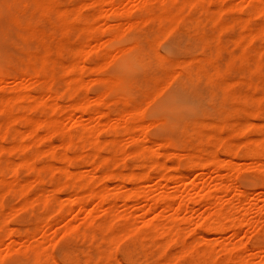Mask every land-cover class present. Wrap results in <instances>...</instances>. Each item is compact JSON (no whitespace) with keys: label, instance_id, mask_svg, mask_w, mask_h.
<instances>
[{"label":"rangeland","instance_id":"1","mask_svg":"<svg viewBox=\"0 0 264 264\" xmlns=\"http://www.w3.org/2000/svg\"><path fill=\"white\" fill-rule=\"evenodd\" d=\"M35 1L0 0V102L9 100L20 90L23 93L30 88L33 92L42 89L41 106L25 98V102L19 100L9 104L12 105L9 110L13 114L25 112L31 119L52 116L59 120V127L53 133L42 127L31 137L26 135L29 126L21 120L7 124L10 111L0 113V127H3L0 132L4 133L6 125L14 129L13 135L6 138L0 133L3 138L0 139V264H264V151L260 163L244 154L249 141L255 144L264 137V31L255 32L251 39L248 36L264 22V14L252 9L259 1L145 0V4L141 0H120L119 7L123 8L120 14H112L109 5H99L98 0H56L58 7L52 8L55 11H42ZM81 5L80 11L84 14L80 16L88 21L90 30L84 33L81 25L72 22L64 28L59 10L68 6L65 9L70 11L69 20H73L74 8ZM98 9H103L104 16H95ZM126 10L133 11L131 18L124 14ZM169 12L178 19L176 24ZM116 31L122 37L120 42L112 45L105 41L106 34ZM239 37L242 42L237 41ZM132 44L135 47L131 50L114 51L115 46L126 48ZM106 52H111L108 57ZM115 52L117 55L113 57ZM77 54H81V58H77ZM42 57L47 59L48 70L52 67L56 71L52 84L59 97L60 110L53 109L47 98L50 80L42 75L38 78L34 73L33 66L39 65ZM72 62H77L82 80L69 79L75 92L67 95L66 66ZM97 63L103 65L98 67ZM117 76L121 82L115 86L111 78ZM100 93L104 94L102 111L109 113L105 117L98 118L99 113L94 112L79 116L67 108L74 100L93 101ZM128 109L143 110L133 119L144 123L146 128L144 135L136 134L139 139L136 143L132 142L128 131L133 120L131 123L123 118ZM244 124L249 125L246 128ZM91 126L97 127L101 134L98 155L94 152L95 143L80 136ZM72 130V138L76 137L72 148H77L76 152L72 149L75 154L72 150L70 153L76 160L70 167L72 174L66 176L59 169L60 163L53 161L51 152L58 157L63 154V143ZM145 135L157 145L152 146L147 138L143 140ZM39 137L44 140L41 138V142ZM220 140L224 142L223 147L219 146ZM235 142H243V147L239 148L241 152L238 150L230 157L235 161L230 168L204 174L192 170L180 181H165L161 176L164 172L161 166L171 167L164 172L171 178L175 173L173 167H184L195 152L207 156L217 149L215 153L223 160L227 155H224V144ZM149 143L155 149L152 156H149L151 150L147 152ZM21 144L26 145V151L18 149ZM135 150H139L136 157ZM33 153H36L34 166L25 161ZM103 156H108L106 162L102 161ZM52 162L55 168L48 166ZM104 171L114 173L117 178L112 177L103 185L99 179ZM91 172L99 179L91 178ZM141 172L151 173L150 178L119 183L120 176L129 173L138 176ZM228 174H233L230 176L231 189L221 195L216 189L217 181L226 180ZM10 182L16 185L13 189L6 186ZM23 182L32 186L28 194L30 200L20 192L19 185ZM88 182H93L88 185L89 191L104 188L110 198L98 204L95 197L85 205L75 204L67 209L65 204H71L75 195H85ZM129 187L141 191V197H126L131 190ZM236 188L247 190L246 196L239 198ZM177 189L190 199L186 210L177 209L178 198L171 208L165 209L162 202L148 208L151 199L164 193L173 194ZM208 194L211 201L221 197L223 206L237 208L235 216L241 220V228H231L229 220L224 222L222 218L225 230L200 234L197 224L211 220L210 214L215 210L214 204L200 198ZM250 205L246 215L249 221L245 222L243 207ZM171 217H176L182 230L176 236L163 235V223ZM153 221L159 226L155 234H151L148 227ZM200 236L205 237L204 240Z\"/></svg>","mask_w":264,"mask_h":264},{"label":"bare ground","instance_id":"2","mask_svg":"<svg viewBox=\"0 0 264 264\" xmlns=\"http://www.w3.org/2000/svg\"><path fill=\"white\" fill-rule=\"evenodd\" d=\"M35 1V0H34ZM92 0H90V2H91ZM95 1V0H94ZM141 1H143V3H145V0H141ZM239 1V0H238ZM240 1H243V0H240ZM259 2H258V4L255 6V8H254V6H252L253 8V10L255 11V12H257V14H264V6H262V0H258ZM36 2V5H37V8H39L40 10H46V9H51L50 11H52V10H54V9H52V8H55V9H57V7H58V2L56 1V0H36L35 1ZM89 2V3H90ZM93 2V1H92ZM97 2H99V5H101L102 4V6H107V5H109V7L111 8V13L112 14H117V13H119L120 14V12L123 10V8H120L121 6H120V0H98ZM226 2V1H225ZM142 3V4H143ZM238 3V2H237ZM60 4V3H59ZM146 4V3H145ZM144 4V5H145ZM253 4V3H252ZM256 4V3H255ZM260 4V5H259ZM90 5H93V4H91L90 3ZM225 5H226V3H225ZM228 5V4H227ZM239 5V4H238ZM101 6V7H102ZM120 6V7H119ZM142 6V5H141ZM223 6H224V4H223ZM251 6H249V7H251ZM67 7V9H68V6H65L63 9L64 10H62L61 8V10L62 11H60L59 10V13H60V16L62 17V21H63V24L65 25H63V27L65 28L66 26V29L68 28V26L71 24V22L74 24H78V25H81V27H80V29H81V31L82 32H84V33H86L87 31H89L90 30V26H89V24H88V21L85 19V18H82L83 17V14L81 13V8H83L82 7V5L81 6H78V7H76V8H74V10H75V17H73V20H72V18L69 20V10H67V9H65ZM90 7V6H89ZM93 7H94V5H93ZM96 7V6H95ZM135 7V6H134ZM225 7V6H224ZM248 7V8H249ZM91 8V7H90ZM99 8H100V6H99ZM103 8V7H102ZM229 8V7H228ZM59 9V8H58ZM120 9H121V11H120ZM221 9H223V8H221ZM94 10V9H93ZM99 11L97 12V13H95V16H98V17H102V16H104L103 15V13H102V11H103V9H98ZM102 10V11H101ZM128 10V9H127ZM124 11V12H126V13H124V14H126V15H128V18L131 16V14H132V12L133 11ZM47 11V10H46ZM55 11V10H54ZM73 11V10H72ZM137 11V10H136ZM95 12V11H94ZM170 14H171V12H169ZM82 14V17L80 16ZM178 14V13H177ZM125 15V16H126ZM150 15V14H149ZM148 15V16H149ZM113 16V15H112ZM85 17V16H84ZM111 17V16H110ZM168 17V16H167ZM260 17V16H259ZM131 18V17H130ZM132 18H133V16H132ZM144 19H145V17H144ZM143 19V20H144ZM170 19L171 20H173L174 21V23L176 24L177 22H178V19H176V17H175V15H172L171 14V16H170ZM182 19V18H181ZM146 20V19H145ZM148 20V19H147ZM182 21V20H181ZM107 22V21H106ZM126 22V21H125ZM131 21H130V19L128 20V25H129V27H131V23H130ZM133 22H134V20H133ZM143 22V21H142ZM150 22V21H149ZM108 23V22H107ZM151 23V22H150ZM147 24V23H146ZM114 25H116V24H114ZM113 25V26H114ZM121 25V24H120ZM126 25V24H125ZM151 25V24H150ZM105 26V25H104ZM118 26H119V24H118ZM112 27V26H111ZM108 28H110V25H108ZM171 28V27H170ZM71 29V28H70ZM169 29V28H168ZM118 31V30H117ZM114 32V33H112V34H106V36H107V40H105V41H107V42H109V43H111L112 45L114 44V43H117V42H120L119 40H121L122 39V37L120 36V34L118 33V32ZM169 31V30H168ZM250 31V30H249ZM261 31H264V22H262V24L260 25V27H259V29H257V31H250L249 32V34H248V36L250 37V39H251V37L252 36H254V34H255V32H261ZM256 35H257V33H256ZM247 36V37H248ZM245 37V36H244ZM246 37V38H247ZM240 38V37H239ZM89 39H91V38H89ZM93 39H96V38H93ZM249 39V38H248ZM143 40V39H142ZM141 40V41H142ZM239 40V41H238ZM157 41V40H156ZM237 41L238 42H242L243 41V39L242 38H240V39H237ZM100 42H101V39H100ZM104 42H102V44H103ZM133 43H135V42H133ZM140 43V42H139ZM157 43V42H156ZM101 44V45H102ZM100 45V46H101ZM129 46V45H128ZM122 47V46H115V48H114V51H115V49H116V51L118 52H125V51H127V50H131L130 48H133V47H135V44H132V45H130L129 47ZM242 47V46H241ZM48 51H50V50H47V52ZM106 51V50H105ZM107 51H109V50H107ZM110 51H112V50H110ZM114 51H112V52H114ZM117 52H115V55L113 54L112 56L113 57H115L117 54ZM50 53V52H49ZM107 53V52H106ZM108 53H111V52H108ZM106 54V56L108 57L109 56V54ZM102 54H103V51H102ZM119 54V53H118ZM51 55V54H50ZM105 54H103V56H104ZM111 55V54H110ZM43 56H45V55H43ZM111 56V58L109 57L108 58V63L110 62L109 60H111L113 57ZM77 58H81V54H77ZM35 62V61H34ZM255 62V61H254ZM99 63H97V65H98ZM46 65H47V59H46V57H42L41 58V62L39 63V65H32L33 66V68H34V73L36 74V76L39 78V76H41V77H44V78H47V79H49L50 80V84L48 85V88L46 89V94H47V98L50 100V102H52V106H53V109H55V110H60L62 107H61V105L59 104V102H58V100H59V97H58V94H57V92H56V90L53 88V84H52V79H53V76H54V73L56 72H54L53 71V68L52 67H50V69L48 70V68L46 67ZM100 65H103V64H100ZM100 65H98V67H100ZM176 65V64H175ZM53 66V65H52ZM30 67V66H29ZM56 67H57V65H56ZM77 67H78V65H77V62H72V63H70L68 66H66V81H68L69 79L70 80H73V81H75V80H82V77H81V72H78V70H77ZM96 67V66H95ZM97 67V68H98ZM58 68V67H57ZM22 69V68H21ZM55 69V68H54ZM24 70L25 69H23L22 71L24 72ZM47 70V71H46ZM21 71V70H20ZM32 72V71H31ZM190 73V72H189ZM25 74H27V72L25 71ZM30 74H32V73H30ZM28 75V74H27ZM26 75V76H27ZM33 75V74H32ZM55 75H57V74H55ZM191 75V74H190ZM29 76V75H28ZM60 76V75H59ZM193 76H194V74H193ZM24 77V76H23ZM30 77H32V76H30ZM57 77V76H56ZM33 78V77H32ZM104 79H106V78H108V79H110L108 76L106 77V76H104L103 77ZM119 78H120V75H119ZM118 78V76L117 77H114V78H111V82L113 83V85H118L121 81H120V79ZM62 79V78H61ZM64 79V78H63ZM177 79H179V78H177ZM37 81V80H36ZM44 81V80H43ZM100 84H102V83H100ZM166 85V84H165ZM112 86V85H111ZM67 88H68V92H67V95H68V93L69 94H73L72 92H75V91H73V88H74V86H73V84L72 83H69V81H68V83H67ZM164 88V87H163ZM162 88V89H163ZM16 89V88H15ZM37 90V89H36ZM35 90V91H36ZM59 90V89H58ZM74 90H75V88H74ZM161 90V89H160ZM159 90V91H160ZM34 91V89L32 90L31 88L30 89H27L25 92H23V93H20L21 92V90H20V92H18V94H16L15 96H12V97H10L9 98V100H7V101H3V102H0V113H2V115L5 113V112H7V111H10V114H9V119H8V122H7V124L9 123V124H12V123H14V122H16V121H18V120H21L22 122H24V124H26L27 126H29V129H28V131H27V134L26 135H31V137H32V134H34V133H36L40 128L42 129V127H47L48 129H49V132H54L56 129H58V127H59V120H57L56 118H54V117H52L51 116V118L50 117H45V118H47V119H41L40 117V119H31V118H29L28 116H26L25 115V112L24 113H20L21 111V109L23 108V107H25V106H23V107H21V109H18V111H20L18 114L17 113H15L14 112V114L12 113V111L11 110H9L10 108L9 107H11L9 104H11V103H15V101H21V100H27V99H25V98H31V99H33V101H34V103H33V105L35 104L36 106H38L39 107V105L41 106V103L43 102V100H42V98H41V95L44 93L43 92V90L42 89H39L37 92H33ZM71 92V93H70ZM107 92V91H106ZM154 92V91H153ZM35 93H39V95H34ZM104 93V92H103ZM103 93H100V94H98L97 96H95V99L93 100V101H88V100H86L85 98L84 99H78V100H74V101H72L70 104H69V106L67 107V108H69L70 110H71V112L72 113H74V112H77V113H79V116H80V114L81 115H83V114H87V113H99V116H98V118H101V117H105L107 114H109V113H105V111H102V107H103V100H104V94ZM106 95V94H105ZM71 96V95H70ZM69 96V97H70ZM93 99V98H92ZM248 99H250V98H248ZM247 99V100H248ZM30 100V99H29ZM69 100V99H68ZM71 100V99H70ZM125 100V99H124ZM245 101V100H244ZM22 102V101H21ZM25 102V101H24ZM125 102V101H124ZM18 103V102H17ZM32 103V102H31ZM30 103V104H31ZM103 103V104H102ZM245 103H248V102H245ZM19 104V103H18ZM21 104H23V103H21ZM25 104V103H24ZM107 104V103H106ZM145 105V104H144ZM242 105V104H241ZM14 106V105H13ZM17 106H19V105H17ZM135 107H138V106H136L135 105ZM20 108V107H19ZM26 108V107H25ZM24 108V109H25ZM12 109V108H11ZM27 109V108H26ZM141 109H142V107H141ZM140 109V111H139V109H138V111L137 112H141L142 113V111L143 110H141ZM13 110V109H12ZM245 110V109H244ZM23 111V110H22ZM43 111V110H42ZM108 112V111H107ZM110 112V111H109ZM126 113L123 115V118L125 119V121H130L131 119L133 120L134 119V116L136 117L137 115H141V114H139V113H137L136 112V109L135 110H131V109H128L127 111H125ZM121 113H122V111H121ZM28 114V113H27ZM261 114V113H260ZM6 115V114H5ZM111 115V114H110ZM257 115V114H256ZM6 116H8V115H6ZM43 116V115H42ZM48 116V115H47ZM78 116V117H79ZM95 116V115H94ZM94 116H93V118H94ZM255 116V115H254ZM7 118V117H6ZM84 118H86V117H84ZM114 118H115V115H114ZM257 118V117H256ZM260 118V117H259ZM80 119V118H79ZM83 119V118H82ZM105 119V118H104ZM117 119V118H116ZM115 119V120H116ZM119 119V118H118ZM95 120V119H94ZM138 120V119H137ZM137 120H133V125H131V126H128L129 127V129L130 130H128L129 131V137H130V139L132 140V142H137V141H139V139L136 137V134L137 133H140V134H142V135H144L145 133L143 132V129L145 128L144 126V123H142V122H138ZM78 121H80V120H78ZM84 121V120H83ZM5 122V121H4ZM105 122V121H104ZM104 122H102V123H104ZM109 122V121H108ZM131 122V121H130ZM248 122V121H247ZM261 122V121H260ZM17 123V122H16ZM15 123V124H16ZM83 123V122H82ZM110 123V122H109ZM112 123V122H111ZM116 123V122H115ZM132 123V122H131ZM249 123V122H248ZM1 124V123H0ZM3 124V123H2ZM74 124H75V121H74ZM93 124V123H92ZM105 124V123H104ZM128 124V123H127ZM126 125V124H125ZM249 124H247V126H248ZM5 126V125H4ZM112 126H117L116 124H113ZM247 126L244 124V126L243 127H246L247 128ZM2 127V126H1ZM0 127V128H1ZM260 127V126H259ZM3 128V127H2ZM85 129V128H84ZM146 129V128H145ZM144 129V130H145ZM243 129H245V128H243ZM261 129V128H260ZM3 130V129H2ZM190 130V129H189ZM237 130V129H236ZM259 130V129H258ZM1 131V130H0ZM12 131H14V129L13 130H11V127L10 126H8V125H6V127H5V129L3 130V134L1 133V135L3 136V138H6V136H8V135H10V134H12L13 135V133H12ZM44 131H46V129L44 130ZM48 131V130H47ZM57 132H58V130H57ZM73 130L71 131V132H69V134H68V136H67V139H65V142L63 143V148L62 149H64V152H63V154L62 155H59V157L54 153V152H51V154L53 155V161L54 162H58V163H60V170L67 176V175H70V174H72L71 173V170H70V167L72 166V162H73V160H76V158H74L75 156H73L70 152H71V150L72 149H76L75 147L74 148H72L73 147V139H75L74 138V136H73V138H72V135H73ZM45 133V132H44ZM72 133V134H71ZM81 133V132H80ZM259 133H260V131H259ZM100 133H99V130H98V128L97 127H95V126H91L90 128H88V129H86V130H84V132H83V134H80V136H81V138L82 139H86V138H89L88 140H90V141H92V142H94L95 143V145L97 146L96 148H95V155H98V153H100V150H101V148H99V146H98V144L100 143V141H101V137H100ZM111 135V134H110ZM142 135H141V137H142ZM15 136V135H14ZM46 136V135H45ZM48 136H50V133L48 134ZM140 136V135H139ZM146 136V135H145ZM145 136H143V140H147L148 138H147V136L145 137ZM36 138L37 136H33V138ZM47 137V136H46ZM261 137H262V135H261ZM3 138H0V139H3ZM12 138V137H11ZM27 138H29V136L27 137ZM40 139L42 138V137H39ZM39 138H37L38 139V142L40 141L39 140ZM80 138V139H81ZM145 138H147V139H145ZM207 138V137H206ZM13 139V138H12ZM32 139V138H31ZM37 139H34V140H36L37 141ZM43 139V138H42ZM42 139H41V142H42ZM48 139V138H47ZM78 139H79V137H78ZM103 139V138H102ZM141 139V140H142ZM204 139V138H203ZM222 139V138H221ZM44 140V139H43ZM63 140V139H62ZM105 140V139H104ZM149 140H151V139H148L147 141L149 142ZM89 141V142H90ZM211 141V140H210ZM105 142H106V140H105ZM144 142V141H143ZM156 142V141H155ZM153 140H151L150 141V143H151V145L152 146H155V145H157L156 143H155ZM200 142V141H199ZM245 142V141H244ZM247 142V141H246ZM32 143V142H31ZM37 143V142H36ZM108 143V142H107ZM110 143V142H109ZM131 143V142H130ZM150 143H149V145H147V149H148V151L147 152H149V150H151L149 153L151 154V155H149V156H152V155H154L155 153H153V150H155V149H152V146L150 145ZM157 143H159V142H157ZM218 143L220 144L219 146H221V144H222V147H223V140H220V141H218ZM250 141H249V148H248V150H246L245 151V153L244 154H246L245 156H247V157H249L251 160H253V161H259V163H260V158H261V156L263 155V153H262V150L264 151V137H263V139H259V141L257 142H255V144H252L251 143V145H250ZM40 144V143H39ZM114 144V143H113ZM227 143H225L224 144V147H225V150H223V151H225V153H224V155L225 154H227L226 155V157H225V159H219V157H218V155L215 153L216 151H217V149H216V151L214 152V151H210L208 154H207V156H203V153L202 154H198V152H195V154H192L190 157H188V159H187V161L184 163V167H182L181 169H179L177 166H175V167H173V170H175V173H173V176H171V178H168V176L166 177L165 175V170H167V169H171V167H167V166H164L163 165V167L161 166H159L160 168H163L164 170V172H163V175H161L162 177H164V180L165 181H169V179H174V180H176V181H180V179L181 180H183V179H185L184 177H187L188 175H189V172L191 173V171L192 170H197L198 171V173H200V174H204V173H208V172H210V171H215V172H220V170H221V168H230V166L233 164V162H235V161H233L232 162V160H231V156L232 155H236L237 154V152H238V150H239V148H241V147H243V142H242V144L239 142H235L233 145H226ZM32 144H30V146H31ZM159 145V144H158ZM247 145H248V143L246 144V147H247ZM21 147L19 148L18 147V149H21V150H25L27 147H26V145L24 146L23 144H21L20 145ZM27 146H28V144H27ZM30 146H29V148H30ZM33 146V145H32ZM84 146V145H83ZM160 146V145H159ZM163 146V145H162ZM161 146V147H162ZM218 146V147H219ZM109 147H111L110 145H109ZM112 147H113V145H112ZM212 147V146H211ZM221 147V148H222ZM29 148H28V150H29ZM32 148V147H31ZM30 148V149H31ZM155 148V147H154ZM159 148V147H158ZM207 148V147H206ZM205 148V149H206ZM245 148V147H244ZM82 149V148H81ZM117 149V148H116ZM161 149V148H160ZM199 149V148H198ZM201 149H203V148H201ZM220 149V148H219ZM219 149H218V151H219ZM223 149V148H222ZM242 149V148H241ZM27 150V151H28ZM111 150H113V149H111ZM26 151V150H25ZM41 151V150H40ZM73 151V150H72ZM130 151V150H129ZM139 150H135L134 152H135V157H136V152H138ZM203 151V150H202ZM201 151V152H202ZM223 151H220V152H222L223 153ZM240 151V150H239ZM243 151V150H242ZM48 152V151H47ZM75 152H76V150H75ZM75 152L73 151L72 153H74L75 154ZM109 152V151H108ZM113 152V151H112ZM115 152V151H114ZM204 152V151H203ZM219 152V153H220ZM241 152V151H240ZM130 153H131V151H130ZM148 153V154H149ZM153 153V154H152ZM199 153H200V151H199ZM243 153V152H242ZM34 154V153H33ZM36 154V153H35ZM35 154L34 155H30L28 158H26L25 159V161H26V163L27 164H31V165H35V162H36V158H35ZM113 154V153H112ZM128 154V153H127ZM132 154V153H131ZM26 155V154H25ZM51 155V156H52ZM141 155V154H140ZM178 155V154H177ZM242 155V154H241ZM37 156H38V154H37ZM148 156V155H147ZM183 156V155H182ZM223 156V155H222ZM40 157V156H39ZM130 157V156H129ZM141 157H143V156H141ZM155 157V156H154ZM242 157V156H241ZM244 157V156H243ZM78 158V157H77ZM149 158V157H148ZM79 159V158H78ZM80 159H81V156H80ZM103 160L102 161H104V162H106V160L108 159V156H103V158H102ZM144 159V158H143ZM147 159V158H146ZM186 159V158H185ZM83 160V159H82ZM148 160V159H147ZM237 160H238V158H237ZM81 161V160H80ZM143 161H145V159L143 160ZM153 161H155V160H153ZM50 162V161H49ZM75 162V161H74ZM83 162H84V160H83ZM101 162V161H100ZM82 163V162H81ZM85 163V162H84ZM142 163H145V162H142ZM154 163V162H153ZM251 163H253V162H251ZM256 163V162H255ZM83 164V163H82ZM78 165V164H77ZM95 165V170H97V165L96 164H94ZM150 165H153V164H151L150 163ZM154 165H156V166H158V164H157V162H155L154 163ZM235 165V164H234ZM262 165V164H261ZM48 166L49 167H53V168H55L56 167V165L55 164H53V162L50 164H48ZM118 166V165H117ZM101 167V166H100ZM234 167V166H233ZM46 168V167H45ZM99 168V167H98ZM235 168V167H234ZM256 168V167H255ZM79 169V168H78ZM250 169V168H249ZM99 170V169H98ZM101 170V169H100ZM225 170V169H224ZM231 170H233V168L231 167ZM230 170V171H231ZM51 171V170H50ZM73 171V170H72ZM78 171V170H77ZM79 171H81V170H79ZM84 171V170H83ZM82 171V172H83ZM92 171H94V168L92 169ZM170 171V170H169ZM168 171V172H169ZM236 171H237V169H236ZM85 172V171H84ZM95 172V171H94ZM98 172V171H97ZM105 172V171H104ZM194 172V171H193ZM196 172V171H195ZM92 173L93 172H91V175H92ZM96 173V172H95ZM99 173H101L100 171H99ZM103 173V172H102ZM142 173V172H141ZM211 173V172H210ZM105 174V175H104ZM115 174H116V172H115ZM120 174V173H119ZM151 174V173H150ZM150 174L148 173V172H145V173H142V174H140V175H138V176H135L134 174H130L129 173V175H126V176H124V175H122V176H120L119 177V180H120V184H122L123 185V183L124 182H126V181H136V180H147V178H150ZM171 174H172V172H171ZM222 174V173H221ZM225 174V173H224ZM223 174V175H224ZM90 175V177L92 178H95V177H98V175L97 174H95L96 176H94V173H93V176H91ZM226 175H227V173H226ZM233 175V174H232ZM232 175L230 174H228V176L227 177H225V179L226 180H223L222 178V180L219 182V181H217L219 184H217V187H216V189L219 191V193L222 195H224V194H226L227 192H229L228 190H230L231 189V184H230V176L232 177ZM39 176V175H38ZM43 176V175H42ZM85 176V175H84ZM116 176V175H115ZM114 176V173H110L109 172V174H106V172L105 173H103V176L102 177H100V179H99V177L98 178H96L97 180L99 179L100 181H102L103 182V185H105V184H108V183H106L109 179H111L112 177H115ZM217 176H218V174H217ZM221 176V175H220ZM40 177V176H39ZM81 177V176H80ZM222 177V176H221ZM223 177V178H224ZM78 178V177H77ZM115 178H117V177H115ZM183 178V179H182ZM264 178V177H263ZM44 179V178H43ZM80 179V178H79ZM79 179H78V181H79ZM82 179V178H81ZM40 180V179H39ZM41 180H42V178H41ZM45 180V179H44ZM93 179H91V180H89V182H91ZM113 180V179H112ZM140 180V181H141ZM162 180H163V178H162ZM217 180V179H216ZM235 180V179H234ZM264 180V179H263ZM33 181H34V179H33ZM43 181V180H42ZM110 181V180H109ZM15 182V181H14ZM37 181L35 180V183H36ZM44 182V181H43ZM82 182V181H81ZM88 182V183H89ZM117 182V181H116ZM145 182V181H144ZM216 182V183H217ZM18 183H20V182H18ZM24 183V182H23ZM21 183L20 185H19V188L22 190V191H20V192H22L23 194L22 195H25V197L26 198H28L29 200L31 199V198H29L28 197V194H29V190H31V184H29V182H26V183ZM55 183V182H54ZM59 183V182H58ZM99 183V182H98ZM101 183V182H100ZM130 183V182H129ZM128 183V184H129ZM136 183V182H135ZM16 184V183H15ZM93 184V182L90 184H87V186L88 185H92ZM102 184V183H101ZM139 184V183H138ZM37 185H39V184H37ZM66 185V184H65ZM64 185V186H65ZM79 185H81V184H79ZM119 185V184H118ZM140 185V184H139ZM6 186H8V187H11L12 189H13V187L14 186H16V185H13V183H9V184H7ZM18 186V185H17ZM35 187H36V185H34ZM137 186V185H136ZM141 186V185H140ZM262 186H263V190H264V181L262 182ZM58 187V186H57ZM60 187V186H59ZM82 187V186H81ZM93 187V186H92ZM133 187V186H132ZM179 187V186H178ZM38 188V187H37ZM36 188V189H37ZM56 188V186L54 185V189ZM63 188V187H62ZM65 188V187H64ZM67 188V187H66ZM83 188V187H82ZM82 188H81V190H82ZM130 188V187H129ZM134 188H135V186H134ZM131 189V190H129L128 191V193H126V197H128V198H130V199H137L139 196L141 197V191H139V190H137V189ZM138 188H140V187H138ZM19 189V190H20ZM32 189H34V188H32ZM80 189V188H79ZM89 189V186H88V188H87V190H86V192L84 193L85 195H83V196H81V194L80 195H75V197H73L72 198V201H70L71 202V204L69 203V204H65V206L67 207V209L71 206V207H74L73 205H75V204H77V205H75V206H82V205H85L86 203H88V201L91 199V201H92V198H95L96 197V199L98 200L97 201V203L98 204H101V203H103V202H106L109 198H110V194L108 193V192H106L105 190H104V188H100V189H95V190H88ZM233 189V188H232ZM43 190H45V189H43ZM49 190V189H48ZM52 190V189H51ZM57 189H55L54 191H56ZM64 190V189H63ZM65 190H67V189H65ZM84 190V189H83ZM181 189H177V191L175 192V193H173V194H169V193H164V194H162L161 196H158V197H156L154 200H150L151 201V203H149L148 204V208L149 209H152L155 205H157L159 202H162V204L164 205V208L165 209H167V208H171V207H173L174 206V201H175V199H179L178 200V202H177V209L178 210H182V211H184V210H186L187 208H188V206L190 205L189 203V200H188V198L189 197H184V195L182 196V190L180 191ZM35 191H38V190H35ZM87 191H89L88 193H87ZM118 191V190H117ZM185 191V190H184ZM10 192H12V191H10ZM174 192V191H173ZM236 192H237V196L240 198L242 195H244V196H246L245 194L247 193V190L246 191H244V190H242V189H239V188H236ZM39 193H40V191H39ZM38 193V194H39ZM87 193V194H86ZM144 193V192H143ZM152 193V192H151ZM163 193V192H162ZM207 193V192H206ZM235 193V192H234ZM83 194V193H82ZM119 194V193H118ZM117 194V195H118ZM145 194H148L147 192L145 193ZM184 194V193H183ZM19 195H20V193H19ZM33 195H35V194H33ZM51 195H52V192H51ZM73 195V194H72ZM204 195H205V193H204ZM52 196H54V195H52ZM74 196V195H73ZM185 196H186V194H185ZM188 196V195H187ZM201 196H203V195H201ZM200 196V198H201V200H202V198H203V200L202 201H204V199H206V201L208 202L209 201V203L210 204H214V206L213 207H215V210L213 211V214H210L211 216H213V218L212 217H210L211 218V220H209V221H204V222H201L200 224L198 223L197 224V226H198V230H199V232H200V234L201 235H203V233L204 232H210V231H214V232H220V231H222L224 228H225V223L223 224V220H221L222 218H224L225 219V221L224 222H226V220L228 221L229 220V222H228V225L231 227V228H235V230H236V228H237V230H238V227H240L241 226V220H238L239 218H238V216L236 217L235 215V211L237 210V208L235 209V206H233V205H228V206H223V204H222V201H221V197H219L218 199H217V201H211V196L208 194L207 196H203V197H201ZM2 197V196H1ZM57 197V196H56ZM113 197V196H112ZM123 197V196H122ZM124 198V197H123ZM143 198H144V196H143ZM146 198H148V195L146 196ZM151 198V197H150ZM200 198H198L199 200H200ZM58 199V198H57ZM126 200H127V198H125ZM197 199V200H198ZM238 199V198H237ZM242 199V198H241ZM26 200V199H25ZM193 200V199H192ZM28 201V200H27ZM26 201V202H27ZM149 201V200H148ZM153 201V202H152ZM226 201V200H225ZM243 201V200H242ZM28 202H31V201H28ZM125 202V201H124ZM205 202V201H204ZM206 202V203H207ZM37 203H39V202H37ZM48 203V202H47ZM249 203V202H248ZM111 204H112V201H111ZM232 204V203H231ZM242 204V203H241ZM110 205V204H109ZM239 204H237V206H238ZM254 205V204H253ZM0 206H1V201H0ZM210 206V205H209ZM239 206H241V208H242V205H239ZM51 207V206H50ZM251 207V205L250 206H248L247 208L246 207H243L244 208V219H243V221H245V222H248L249 220H247L246 219V215H247V213H248V211H249V209H251L250 208ZM61 208V207H60ZM240 209V207L238 208V210ZM236 213H237V211H236ZM260 215V214H259ZM36 217V216H35ZM243 218V217H242ZM168 220V219H167ZM183 220V219H182ZM261 220V219H260ZM5 221V220H4ZM154 222V221H153ZM256 222V221H255ZM184 223V222H183ZM244 223V222H243ZM259 223V222H258ZM164 224V225H163ZM162 225L164 226V228L166 229H164L163 228V226H162V228L165 230H163V232L160 230L161 229V227L159 228V230L161 231V234L163 233V235L165 234L166 235V233H168V234H171V235H174V236H176V235H178V233L182 230L181 229V225H180V223H179V221L177 220L176 221V217H171L168 221H165V223H163ZM148 225H149V223H148ZM226 225H227V223H226ZM227 225V226H228ZM243 225V224H242ZM248 225V224H247ZM254 225V224H253ZM255 225H257V224H255ZM261 225V224H260ZM259 225V226H260ZM249 226V225H248ZM149 227V230H150V232H151V234H155L156 232H157V227H159L158 225H157V223L155 224V222L154 223H150V225L148 226ZM233 228V229H234ZM241 228V227H240ZM239 228V229H240ZM9 229V228H8ZM232 229V230H233ZM10 231L12 230V229H9ZM225 230V229H224ZM263 231V230H262ZM15 232V231H14ZM158 233V232H157ZM10 234V233H9ZM180 234V233H179ZM220 234V233H219ZM260 234H262V233H260ZM22 235V234H21ZM180 236V235H179ZM200 237H202V239L203 238H205V237H203V236H200ZM200 237H198V238H200ZM174 238V237H173ZM204 240V239H203ZM197 241V240H196ZM199 241V240H198ZM200 241H201V239H200ZM199 241V242H200Z\"/></svg>","mask_w":264,"mask_h":264}]
</instances>
